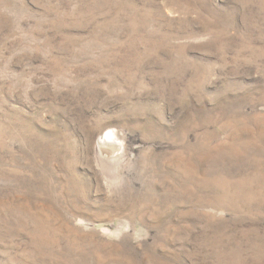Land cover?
Wrapping results in <instances>:
<instances>
[{
	"label": "rangeland",
	"instance_id": "1",
	"mask_svg": "<svg viewBox=\"0 0 264 264\" xmlns=\"http://www.w3.org/2000/svg\"><path fill=\"white\" fill-rule=\"evenodd\" d=\"M0 264H264V0H0Z\"/></svg>",
	"mask_w": 264,
	"mask_h": 264
},
{
	"label": "bare ground",
	"instance_id": "2",
	"mask_svg": "<svg viewBox=\"0 0 264 264\" xmlns=\"http://www.w3.org/2000/svg\"><path fill=\"white\" fill-rule=\"evenodd\" d=\"M109 139H111V136L110 134L107 135V136H104L103 137V140L102 141H99L97 142V145H96V153H97V158L99 159V161L101 162H104V153L105 151L107 150V145L110 144L112 141H109ZM109 147V146H108ZM108 151V150H107ZM110 153V152H109ZM106 154V153H105ZM106 156V155H105ZM105 163V162H104Z\"/></svg>",
	"mask_w": 264,
	"mask_h": 264
}]
</instances>
